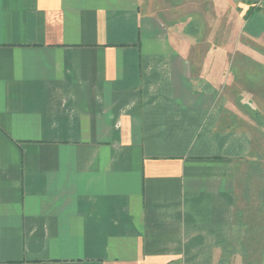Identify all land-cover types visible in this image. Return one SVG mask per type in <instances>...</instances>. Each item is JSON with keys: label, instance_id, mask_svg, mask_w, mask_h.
<instances>
[{"label": "crops", "instance_id": "1", "mask_svg": "<svg viewBox=\"0 0 264 264\" xmlns=\"http://www.w3.org/2000/svg\"><path fill=\"white\" fill-rule=\"evenodd\" d=\"M165 1L0 0V264H264V0Z\"/></svg>", "mask_w": 264, "mask_h": 264}, {"label": "rangeland", "instance_id": "2", "mask_svg": "<svg viewBox=\"0 0 264 264\" xmlns=\"http://www.w3.org/2000/svg\"><path fill=\"white\" fill-rule=\"evenodd\" d=\"M165 3H167V5L169 4V8L172 7V2H168V1H165ZM186 4V3H185ZM189 2L187 0V4L186 6L184 4L181 5V7H177L176 10L174 8H170V9H167L166 8V11L164 12V18L163 20L165 22L168 21V19H171V18H175V20L177 22L181 21V22H186V20L188 19L187 16L185 15H182V17H180L179 15V12L181 13H185L187 11V9H185L186 7H191L188 5ZM192 7L196 6V4L194 3V1H192ZM185 6V7H184ZM211 20H215L217 22V16H211L209 17ZM204 20V17L202 16H197L196 17V21L198 22V24L201 22V20ZM219 16H218V21H219ZM187 26V24H185ZM190 26L191 23H190ZM227 33H223V36L225 35L226 36ZM201 35L204 36V32H201ZM219 36L221 39L222 37V33H219ZM215 37V36H214ZM205 42L203 44V48L201 47V50L199 52V58L202 57L204 55V52H205ZM207 49V48H206ZM233 55H240L239 52H235L233 53ZM260 84L262 87H260ZM257 85L255 89H252V90H255L254 92H257V93H261L260 95L258 96H251L252 97V100L254 99L255 100V106L259 107L260 106V110H256V107H253V109L251 108H248L249 109V112H243V113H238V112H235L236 115L238 114H241V115H245L247 117V125H250L251 127H253L254 130H256V136L257 138L254 140V157L255 158V161H256V164H257V170L254 171L253 173L250 172L248 173V171L250 170V167H249V164H247V162L242 166H240L239 168V172H240V175L239 177L241 178V184H239V191L240 189L242 190L243 189V186L245 185L246 182L245 181V178L246 176L244 174H248L251 176V184H250V188H251V191L254 193L255 197L252 198V200H254L253 202H255L256 206H257V209L256 211H258L260 217H264V207H262L260 204V202L264 201V81H257ZM235 98V97H233ZM243 98V97H242ZM245 99H247V101H251L249 98H245L244 97V103L247 102ZM249 105V104H247ZM248 181V182H250ZM239 196V195H238ZM242 202H244V200H241ZM246 201V200H245ZM246 204V202H245Z\"/></svg>", "mask_w": 264, "mask_h": 264}, {"label": "trees", "instance_id": "3", "mask_svg": "<svg viewBox=\"0 0 264 264\" xmlns=\"http://www.w3.org/2000/svg\"><path fill=\"white\" fill-rule=\"evenodd\" d=\"M256 170H257V165L251 168V171L252 172H254ZM244 175L246 176L245 181H244L246 183L243 186V189L241 190L242 191L241 193H243L245 195V199H247V200L250 201L252 199V196L254 195V193L251 191V188H250L251 176L248 175V174H244ZM248 181H250V182H248ZM262 205H264V201H263V204Z\"/></svg>", "mask_w": 264, "mask_h": 264}]
</instances>
